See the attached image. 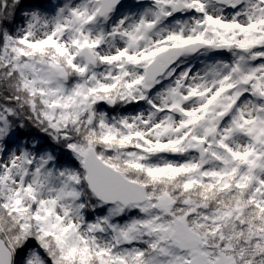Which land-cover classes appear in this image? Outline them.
<instances>
[{"label": "snow or ice", "instance_id": "snow-or-ice-1", "mask_svg": "<svg viewBox=\"0 0 264 264\" xmlns=\"http://www.w3.org/2000/svg\"><path fill=\"white\" fill-rule=\"evenodd\" d=\"M0 264H264V0H0Z\"/></svg>", "mask_w": 264, "mask_h": 264}]
</instances>
